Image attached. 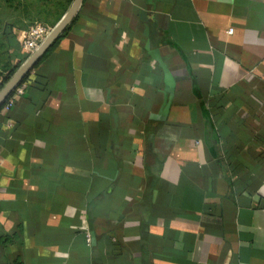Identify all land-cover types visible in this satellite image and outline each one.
I'll return each instance as SVG.
<instances>
[{
	"label": "crops",
	"instance_id": "obj_1",
	"mask_svg": "<svg viewBox=\"0 0 264 264\" xmlns=\"http://www.w3.org/2000/svg\"><path fill=\"white\" fill-rule=\"evenodd\" d=\"M62 30L0 108V264H264V0H80Z\"/></svg>",
	"mask_w": 264,
	"mask_h": 264
},
{
	"label": "rangeland",
	"instance_id": "obj_2",
	"mask_svg": "<svg viewBox=\"0 0 264 264\" xmlns=\"http://www.w3.org/2000/svg\"><path fill=\"white\" fill-rule=\"evenodd\" d=\"M74 0H0V17L21 22L22 27L31 20L54 26L61 21Z\"/></svg>",
	"mask_w": 264,
	"mask_h": 264
},
{
	"label": "built area",
	"instance_id": "obj_3",
	"mask_svg": "<svg viewBox=\"0 0 264 264\" xmlns=\"http://www.w3.org/2000/svg\"><path fill=\"white\" fill-rule=\"evenodd\" d=\"M52 29V26L46 25L39 21H34L29 24L25 29L21 31L20 36V46L26 54L25 61L30 58L32 53H34L35 50L39 48V46L42 44V42L48 37V33ZM228 32H231L233 29L231 27H228L226 29ZM23 92V86L16 85L13 90V95H11L10 98L7 99L5 104L3 105L4 108L8 109L11 104L14 101V97L16 94ZM84 237L87 243H90L91 236L89 231H85Z\"/></svg>",
	"mask_w": 264,
	"mask_h": 264
},
{
	"label": "trees",
	"instance_id": "obj_4",
	"mask_svg": "<svg viewBox=\"0 0 264 264\" xmlns=\"http://www.w3.org/2000/svg\"><path fill=\"white\" fill-rule=\"evenodd\" d=\"M31 21H34V20H31ZM11 23H17L19 26H22L21 22H18V21L14 20V19H11L10 17L9 18L0 17V62H2L1 66H0V73L2 74V77L0 79V90L5 85V83L11 78V76L13 75L12 73L14 72V70L16 69V67L19 65V63H17V64H13V65L8 66L3 61V58H2V55L7 52L6 46L8 45V41L10 40V38L12 36L11 35V32L9 30V27H10ZM30 23L31 22H29V24ZM29 24L25 25V27L29 26ZM64 30H62V31H64ZM30 70H31V67H30V69H28L24 73V75L20 78V80L17 82V84H19L21 82H24V81L25 82L26 81H29V76H30L29 73H30ZM14 87L0 101V108L3 107V105L5 104V102L7 101V99L10 98L11 95H13L12 93H13Z\"/></svg>",
	"mask_w": 264,
	"mask_h": 264
},
{
	"label": "water",
	"instance_id": "obj_5",
	"mask_svg": "<svg viewBox=\"0 0 264 264\" xmlns=\"http://www.w3.org/2000/svg\"><path fill=\"white\" fill-rule=\"evenodd\" d=\"M80 0H74L71 6L69 7L65 17L59 21L57 24H55L50 32L48 33V37L42 42V44L39 46L37 50L32 53L29 59H27L22 66L13 73L11 78L5 83V85L0 90V101L7 95V93L17 84V82L20 80V78L24 75V73L30 69V67L33 65L35 60L39 57L40 53L49 45L50 41L55 38L58 33L62 30V28L65 26V24L68 22V20L72 17L73 12L75 10L76 5L78 4Z\"/></svg>",
	"mask_w": 264,
	"mask_h": 264
}]
</instances>
